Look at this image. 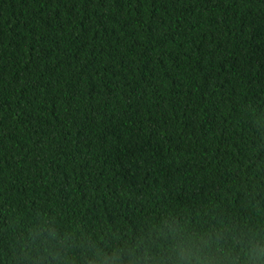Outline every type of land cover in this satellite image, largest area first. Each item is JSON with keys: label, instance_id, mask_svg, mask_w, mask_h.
<instances>
[{"label": "trees", "instance_id": "obj_1", "mask_svg": "<svg viewBox=\"0 0 264 264\" xmlns=\"http://www.w3.org/2000/svg\"><path fill=\"white\" fill-rule=\"evenodd\" d=\"M174 223L264 238V0H0V264Z\"/></svg>", "mask_w": 264, "mask_h": 264}, {"label": "clouds", "instance_id": "obj_2", "mask_svg": "<svg viewBox=\"0 0 264 264\" xmlns=\"http://www.w3.org/2000/svg\"><path fill=\"white\" fill-rule=\"evenodd\" d=\"M55 238V234H53ZM59 256L58 252H51ZM140 264H240L241 256L236 254L235 242L229 243L226 234L221 232H200L190 226L170 224L164 233L162 250L144 258L132 257L131 253L100 250L86 251L83 264H125L124 257ZM243 264H264V238L253 237L242 249ZM62 264H82L76 257L65 256Z\"/></svg>", "mask_w": 264, "mask_h": 264}]
</instances>
